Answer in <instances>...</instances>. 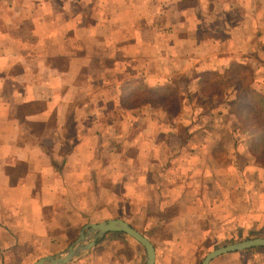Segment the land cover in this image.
Masks as SVG:
<instances>
[{"label":"crops","instance_id":"1","mask_svg":"<svg viewBox=\"0 0 264 264\" xmlns=\"http://www.w3.org/2000/svg\"><path fill=\"white\" fill-rule=\"evenodd\" d=\"M166 1L0 0V264L63 256L86 226L118 219L150 239L158 264L151 237L182 204L200 243L264 238V171L212 182L197 171L204 145H174L176 119L149 144L147 120L116 116L133 110L125 95L174 82L156 72L164 62L187 63L195 86L250 66L264 90V1ZM68 264H147V254L110 233ZM210 264H264V250Z\"/></svg>","mask_w":264,"mask_h":264},{"label":"rangeland","instance_id":"2","mask_svg":"<svg viewBox=\"0 0 264 264\" xmlns=\"http://www.w3.org/2000/svg\"><path fill=\"white\" fill-rule=\"evenodd\" d=\"M164 4H168V1L164 0ZM261 19L264 20V18ZM256 53L263 58L260 61V65L264 66V49L259 47ZM248 60L249 63H252L250 57ZM186 64L182 61L159 63V69L156 71V63L149 62L147 66L149 74H153L156 71L163 76V80L170 78L174 74V77L170 78L169 81H174L175 86L178 87L172 89L168 95H164L165 97L162 96L161 99L156 96H148L146 104L142 102L145 100L144 98L138 100L136 95L124 97L126 104H133V110L126 111V113L117 110L116 116L147 120L146 126L142 125V128L147 129V141L149 144L159 141L160 134L171 135L173 132V120L176 119L179 138L174 145L182 146L187 140L193 148L204 145V149H201L202 152L198 153L200 158L196 160L197 171H202L203 169L208 171L209 169L212 173V182L228 181L229 183L237 181L235 172L239 171V180H243L244 183L248 184L252 183L264 171V130L261 131V136L258 138H250L251 136L247 135L250 133L249 130L245 132V129H240L241 123L243 124L245 121L251 122L252 120V115L246 112V109L239 111L237 114V111L233 112L229 108L225 111L226 114H223V109L227 107L229 101L238 99L240 94H236L235 91L232 92L231 87L238 83L241 89L244 90L246 84L242 79L245 77H247V84L250 83L252 78L250 66H240V69L231 67L227 71L221 70L224 72L212 75L209 82L197 87L192 82L198 79H189L185 74L186 72H180ZM201 64L205 65V63ZM183 74L185 76L178 77ZM263 79L261 77V87H264ZM214 90L222 93L218 99L209 97ZM204 101L207 102L205 109L199 110L201 108L200 103ZM254 101L259 103L260 99L255 97ZM166 103L167 107L161 106ZM219 105H221L220 110L218 108L212 109ZM209 110L210 116L207 114ZM254 118L257 117L254 116ZM197 119H200L201 122L195 124L194 120ZM134 122L137 123L133 120L132 123ZM185 128H188L189 131H185ZM136 129L141 132L140 127H136L133 132L137 133ZM155 134L158 135L154 136ZM143 135H145V132ZM131 138L136 137L131 136ZM164 143L168 147L171 145L170 140H165ZM200 153L205 156H200ZM212 189L218 190L217 185L213 184ZM231 191L233 190L231 189ZM185 207L187 206L182 204L171 209L168 213L170 221L159 232L153 233L155 235L151 237V240H154L153 242L159 250L158 264H202L206 256L212 251L247 240L257 239L253 236L229 237L221 241H215V239L211 238L206 242L200 243L203 239L194 234L189 215L180 216L179 211L184 210ZM154 229L156 227L152 228V230ZM251 253L253 252L250 251L245 255Z\"/></svg>","mask_w":264,"mask_h":264},{"label":"water","instance_id":"3","mask_svg":"<svg viewBox=\"0 0 264 264\" xmlns=\"http://www.w3.org/2000/svg\"><path fill=\"white\" fill-rule=\"evenodd\" d=\"M110 233H123L134 239L145 249L147 254V264H156V250L150 239L135 230L127 222L119 219L86 226L85 230L81 233L79 240L69 248L65 255L46 257L35 264H68L82 253L95 247L98 241ZM253 248H264V238L251 239L219 248L208 254L202 264H210L214 259L220 256L247 251Z\"/></svg>","mask_w":264,"mask_h":264},{"label":"trees","instance_id":"4","mask_svg":"<svg viewBox=\"0 0 264 264\" xmlns=\"http://www.w3.org/2000/svg\"><path fill=\"white\" fill-rule=\"evenodd\" d=\"M240 69V66L237 67ZM253 75V74H252ZM252 77V76H251ZM246 78L242 79V81L246 84V88L244 90L241 89L240 85L237 83L235 85H233L232 88V92L235 91L236 94H239L238 99L236 98L234 101H229L227 107L225 109H223V114H226L225 111H227L229 108L230 110H232L233 112L237 111V114L239 111L246 109L248 113H250L252 115V120L251 122H244L243 124L241 123V127L240 129H245V132H249L247 135L251 136L250 138H258L259 136H261V131L264 130V90L261 91H257L254 87V78H251L250 83L247 84L246 82ZM210 77H201V79L199 80V82L197 83V87L198 86H202L205 85L207 82H209ZM243 85V83H242ZM178 87V86H177ZM175 86V82L166 85V87L162 88V89H157V90H153V89H149V88H144L142 89L143 91L141 93L138 92H132L131 94H127L125 95V97H133V95H136V97H138L137 99H142L144 98L145 100L142 102L147 103L149 98L148 96H156L158 98L161 99V97H165L164 95H168V93H170L172 91V89L177 88ZM219 90V89H218ZM218 90H214L209 97H216L217 99L220 97V95H222L221 92H219ZM258 97L260 99L259 103L254 101V98ZM248 100V102H247ZM153 103V102H151ZM207 102L204 101L202 103H200L201 109H205ZM261 105V106H260ZM162 107H167V103L166 104H162ZM221 105H219L218 107L212 108L214 109H219L220 110ZM221 112V111H220ZM171 113V112H170ZM210 116V110L207 113ZM207 115V116H208ZM257 117L254 118L253 117ZM261 119V120H260ZM200 119L194 120L195 124L200 123ZM194 126V125H192ZM185 131H189L188 128L184 129ZM250 250H264V248H253Z\"/></svg>","mask_w":264,"mask_h":264}]
</instances>
